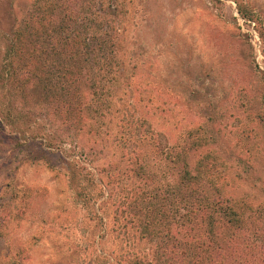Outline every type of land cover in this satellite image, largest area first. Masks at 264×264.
Wrapping results in <instances>:
<instances>
[{"label": "rangeland", "instance_id": "374dc122", "mask_svg": "<svg viewBox=\"0 0 264 264\" xmlns=\"http://www.w3.org/2000/svg\"><path fill=\"white\" fill-rule=\"evenodd\" d=\"M119 1L120 64L110 74L118 78L109 87L110 108L90 122L98 136L66 132L51 106L8 103L0 86V113L7 122L0 116V264H130L152 257L154 244L143 241L134 225L139 215L124 203L139 189L161 187L167 169L152 147L142 148V136L130 155L120 154L117 134L133 125L142 135L143 120L144 127L159 131L164 148L199 145V151L188 150V161L206 163L208 176L240 200L264 250V0ZM31 2L0 0V64ZM101 75L98 68L87 73L92 80ZM158 106L163 113L155 116ZM142 156L146 172L156 175L151 183L142 180V169L132 176ZM71 161L102 186L104 194L89 215L62 168ZM258 258L264 264V254Z\"/></svg>", "mask_w": 264, "mask_h": 264}, {"label": "trees", "instance_id": "16d2710c", "mask_svg": "<svg viewBox=\"0 0 264 264\" xmlns=\"http://www.w3.org/2000/svg\"><path fill=\"white\" fill-rule=\"evenodd\" d=\"M123 10V1L119 0H32L11 32L1 59L0 86L8 103L28 108L51 106L66 132L98 136V127L91 123L112 104L109 87L118 77L110 74L119 69L115 34ZM105 14L111 16L108 21ZM111 23L110 31L102 30ZM96 68L102 74L94 79L97 83L93 76H87ZM153 112L155 116L163 113L159 106ZM144 122L142 135L133 125L120 127V154L130 155L142 136V148L152 147L158 164L167 170L161 171V187L139 189L134 200L124 203L126 210L132 208L134 216L139 215L134 225L142 240L156 249L150 259L136 257L130 264H245L249 259L248 264H259L258 256L264 250L256 240L258 229L252 217L244 218L240 200L208 176L206 163L192 165L188 161V150L199 151V145L176 151L170 143L164 148L159 131L144 127ZM51 142L46 144L48 148ZM137 160L132 176H140L142 169V180L154 181L156 175L146 172L144 156L141 166ZM76 164L65 162L62 168L89 215L104 193L95 175ZM99 204L103 208L107 200Z\"/></svg>", "mask_w": 264, "mask_h": 264}]
</instances>
